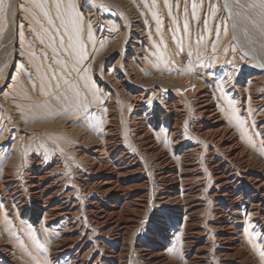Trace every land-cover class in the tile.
<instances>
[{
	"label": "rangeland",
	"instance_id": "374dc122",
	"mask_svg": "<svg viewBox=\"0 0 264 264\" xmlns=\"http://www.w3.org/2000/svg\"><path fill=\"white\" fill-rule=\"evenodd\" d=\"M262 63L264 0H0V264H264ZM197 87L222 141L194 114ZM108 134L117 163H137L128 195L96 184ZM39 172L68 196L49 222L28 186Z\"/></svg>",
	"mask_w": 264,
	"mask_h": 264
},
{
	"label": "bare ground",
	"instance_id": "6f19581e",
	"mask_svg": "<svg viewBox=\"0 0 264 264\" xmlns=\"http://www.w3.org/2000/svg\"><path fill=\"white\" fill-rule=\"evenodd\" d=\"M226 1V0H225ZM228 2V1H227ZM226 2V3H227ZM17 4V3H16ZM228 6V5H227ZM229 7V6H228ZM227 7V10H228ZM12 11H15V6L14 4H12ZM229 11V10H228ZM227 12V11H226ZM14 17H15V13H14ZM222 18V17H221ZM226 22L229 24L233 21L232 20V16L230 15V13L226 14ZM228 24V25H229ZM227 25V26H228ZM239 26L235 23L234 25H229V27H227L228 30H230V37L231 40L235 41V45L238 47V50L240 53H244L246 56L252 58L251 56H253V59H256V55H257V50L256 48H254L253 44H251V42L249 41V39H247L246 35L244 33H242V31H236L239 30L238 29ZM222 29V28H221ZM241 29V28H240ZM18 30L22 31V27L19 23L18 25ZM200 30V28H199ZM243 34V35H242ZM209 35V34H208ZM22 43V39H20L19 44ZM219 51L211 53L210 54H214V56H218L219 55ZM261 62V61H260ZM239 63V62H238ZM261 65V63H260ZM262 65L264 66V64L262 63ZM262 66V67H263ZM151 68V67H150ZM264 68V67H263ZM155 71V69H154ZM155 73V72H154ZM210 78L212 77V73H210ZM153 77V76H152ZM164 75L162 76V74L159 73H155L152 81H155L157 83H159V78H163ZM180 79V78H178ZM171 82H175L176 79H170ZM183 80V79H182ZM253 80H256V78L253 77ZM185 81V80H184ZM183 81V82H184ZM181 82V81H180ZM178 83V81H177ZM254 84V83H253ZM179 85V84H178ZM256 85V84H255ZM159 86V85H158ZM208 87V86H207ZM249 87V84H248ZM239 88V87H237ZM248 89H252V88H248ZM165 90V89H164ZM237 90V89H236ZM240 91V88L238 89ZM238 91V93H239ZM249 91V90H248ZM157 93V92H156ZM145 94L147 95V93H139L137 95H135L134 97V102L132 103V107H134L135 111H140L141 108L144 105V98H145ZM241 94V93H240ZM250 94V93H249ZM252 95V94H251ZM250 95V96H251ZM158 96V95H157ZM256 96V95H255ZM258 96V95H257ZM216 96L214 94H212V96H210L208 90L206 88H201V87H197L195 88V90L192 93V105H194V114L199 117V118H203L205 120H207V127H208V131L212 133V135H215L218 137L219 140L222 141L223 138V134L222 136H218V131H219V124L221 122V114H219V105H216L214 100H215ZM254 104H257L258 102V98H256V100L250 99ZM263 100V99H261ZM167 102V101H166ZM189 104V103H188ZM264 104V103H263ZM164 105V104H163ZM167 105V104H166ZM191 105V104H190ZM259 105V104H258ZM261 105V104H260ZM159 106V105H158ZM154 109V108H153ZM259 109V108H258ZM169 110V109H168ZM257 110V109H254ZM159 109L156 110L155 112H151V117L156 118L157 114L159 113ZM161 112V111H160ZM254 112V111H253ZM186 113V111H185ZM135 114H139L138 112H135ZM164 114V113H163ZM167 115V114H166ZM260 115V114H259ZM168 116V115H167ZM177 118V117H176ZM182 119V118H181ZM178 120V119H177ZM202 125V124H201ZM204 128V127H203ZM180 126L179 124L175 121L172 122L171 125V131L170 134L173 136L178 135L180 133ZM207 131V130H206ZM207 131V132H208ZM182 133V132H181ZM203 133L204 130H203ZM199 134V133H198ZM142 135L141 137L144 138V133L140 134ZM146 135V134H145ZM200 135V134H199ZM211 135V138H212ZM231 135V134H229ZM227 135L226 138L229 136ZM111 134H108V137L110 141H108V138L105 139V142L103 144V146H95L96 149H94L93 152L97 153L98 151H102L103 154L106 153L108 155V159H113V163L114 165H111L110 163H106L105 165L102 164L100 167L102 170V176L100 177V179L98 180V184L99 186H101V189H105L106 191H112L114 190L115 192H118L119 195H128L130 194L131 190L133 191L132 187H130L129 185H127L126 183L129 180H133L130 177H127V172L130 175L129 172H132V170H138L137 163L133 162V163H129L128 162L126 164L129 165V167H127L126 165H121L120 163H117V161L119 160V162H122L120 160H124L123 159V153L120 150V143L117 140V138L115 137H111ZM147 136V135H146ZM140 137V138H141ZM205 138V137H204ZM225 138V137H224ZM146 139V138H144ZM150 142H152L151 139ZM211 140V139H210ZM146 141V140H145ZM206 140H203V142H205ZM148 143V142H147ZM208 143V141H207ZM216 143V142H215ZM233 143V142H232ZM219 145V144H218ZM234 145V144H233ZM229 146V145H228ZM146 150L148 151H154V146H152L150 143L146 145ZM203 148V147H201ZM223 148V147H222ZM221 148V149H222ZM229 149H231V147H228ZM235 148V147H234ZM226 149V148H225ZM156 151V150H155ZM195 150H193L194 152ZM212 152V151H211ZM230 152V151H229ZM202 153V152H201ZM163 154V153H162ZM236 154V153H235ZM106 155V156H107ZM157 155V152H156ZM161 158V157H160ZM167 158V157H166ZM164 158H162L163 161ZM210 159V158H209ZM157 163V162H156ZM160 164V163H159ZM169 162L166 161V163H164V169H163V177L168 178V176H171V174L168 173H172V168L171 165H168ZM200 164V163H199ZM163 165V164H162ZM161 165V166H162ZM186 165V164H185ZM193 165V164H192ZM219 165V164H218ZM222 165V164H221ZM94 166V165H93ZM217 166V164H216ZM220 166V165H219ZM55 167V166H54ZM193 167V166H192ZM211 167V166H210ZM213 167V166H212ZM130 169V171H129ZM214 169V168H213ZM210 171V170H209ZM97 172V171H96ZM95 172V173H96ZM138 172V171H137ZM221 172V171H219ZM45 173V172H43ZM136 173V172H135ZM37 174V173H36ZM40 174V172L38 173ZM209 174V172H208ZM211 174V173H210ZM173 175V174H172ZM221 175V174H220ZM135 176V175H134ZM223 176V175H222ZM218 177V176H217ZM220 177V176H219ZM31 178V179H30ZM30 182H29V187H30V193L31 196H33L34 198V204L36 205V207L38 208H42L45 211L46 217L48 222L52 221V220H56L59 216L64 214V204L67 203L66 202V198L68 197L67 195H61L58 199H57V185L55 183H46L45 180V174L44 175H31L30 177ZM222 178V177H221ZM48 180V179H47ZM53 181V180H52ZM136 181V180H135ZM142 184V183H141ZM174 185V184H173ZM138 186V185H137ZM137 188V187H136ZM104 190V191H105ZM40 193L41 196L43 197L44 200H41V196L38 199L37 194ZM132 193V192H131ZM38 199V200H37ZM124 199V198H123ZM52 201L54 202L55 205L52 204ZM67 214V213H66ZM69 214V213H68ZM65 215V214H64Z\"/></svg>",
	"mask_w": 264,
	"mask_h": 264
},
{
	"label": "snow or ice",
	"instance_id": "6c2138e0",
	"mask_svg": "<svg viewBox=\"0 0 264 264\" xmlns=\"http://www.w3.org/2000/svg\"><path fill=\"white\" fill-rule=\"evenodd\" d=\"M193 8H196V5L195 4L193 5ZM185 28H187V25H185ZM226 32H227V29H225V34H226ZM182 50L183 49H181V51ZM262 154H264V153H262ZM260 255H261L262 258H264V252H261Z\"/></svg>",
	"mask_w": 264,
	"mask_h": 264
}]
</instances>
